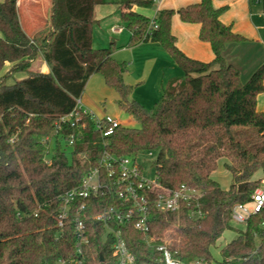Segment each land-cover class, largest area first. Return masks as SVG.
Segmentation results:
<instances>
[{
  "label": "trees",
  "instance_id": "trees-1",
  "mask_svg": "<svg viewBox=\"0 0 264 264\" xmlns=\"http://www.w3.org/2000/svg\"><path fill=\"white\" fill-rule=\"evenodd\" d=\"M106 0H53L48 24L29 36L22 28L18 0L0 1V264H55L74 253L72 221L59 227L60 196L79 186L104 150L117 156L158 150L154 161L159 180L176 188L181 184L202 192V218H192L190 207L178 211L152 210L151 230L157 243H167L176 259L202 264H264V208L252 214L244 229L232 222L237 203H250L264 179V111L258 97L264 93V62L246 82L240 69L227 62L226 46L243 41L221 20L226 7L213 0L174 9L156 16L158 28L148 33L152 18L137 13L128 21L129 45L158 42L183 69L178 87L164 91L153 110L131 98L132 86L124 80L127 62L113 57L117 46L93 47L94 7ZM156 0H120L121 4H150ZM201 25L200 38L211 44L214 58L202 61L186 55L172 32V18ZM42 55L49 72H31V63ZM27 76L13 83L16 73ZM100 72L119 94L118 105L139 123L121 124L105 138L85 117L84 138L68 145L73 131L66 125L50 146L56 121L70 113L90 77ZM13 139V140H11ZM223 159L232 182L223 188L212 177ZM107 192L87 200L92 215L113 203ZM176 227L183 237L167 242L164 234ZM88 264H113L112 237L102 223L89 220ZM235 237L216 255L225 232ZM128 243L139 260L158 258L141 234L129 227Z\"/></svg>",
  "mask_w": 264,
  "mask_h": 264
},
{
  "label": "built area",
  "instance_id": "built-area-1",
  "mask_svg": "<svg viewBox=\"0 0 264 264\" xmlns=\"http://www.w3.org/2000/svg\"><path fill=\"white\" fill-rule=\"evenodd\" d=\"M156 28L158 22L154 17L148 33ZM114 30L121 31L122 28ZM85 117H90L94 121L95 129L102 134L105 146L107 145L105 138L111 136L122 124L118 118L111 115L96 116L83 106L82 97H78L75 108L56 121L52 134L43 139L44 143L49 147L53 138L60 134L66 125H70L73 131L67 140L69 146H74L84 138L83 133L87 129ZM138 158L139 154L117 156L104 150L82 183L61 194L58 225L64 227L72 221L76 241L74 253L67 258L59 259L55 264H88L86 247L90 243L89 220L102 223L105 228L104 236L112 237L113 264H202L200 259L191 262L176 259L167 243L156 242L157 235L152 233L150 224L152 210L174 212L184 205L190 207L192 218L204 217L205 211L200 203L201 190L186 184L176 188L164 185L159 180L156 170L154 176L145 172ZM102 192H107L114 199L113 203L104 206L98 213L88 214L87 200ZM263 208L264 187H261L255 191L250 203L235 204L232 209L233 221L244 224L252 214ZM129 227L138 231L143 242L160 252L161 256L150 261L139 260L128 243Z\"/></svg>",
  "mask_w": 264,
  "mask_h": 264
},
{
  "label": "crops",
  "instance_id": "crops-1",
  "mask_svg": "<svg viewBox=\"0 0 264 264\" xmlns=\"http://www.w3.org/2000/svg\"><path fill=\"white\" fill-rule=\"evenodd\" d=\"M119 1L106 0L104 3L95 5L93 47L96 49L105 48L114 42L118 47L113 53L116 60L121 58L119 56L124 52L123 49L127 51L123 58H131L133 63V67L124 75L127 84L131 82V78L136 82L139 80L144 82L145 78L149 80L151 77H159L154 76V71L156 67H161L164 73L168 70L167 75L165 74L166 77L162 76L163 92L172 87H178L184 78L183 69L158 42L147 41L134 46L129 45L131 32L127 28V24L137 13L154 18L162 9L177 11L200 0H156L150 4H121ZM213 5L216 8L224 6L228 8L222 13L221 20L245 38L241 42L230 43L226 46L227 62L237 66L241 74L242 66L247 64L246 74L251 76L256 68L264 62V3L260 2L254 5V0H213ZM52 6L53 0H18L21 25L29 36L34 35L48 24ZM120 27L121 31L114 30ZM171 27L177 39V46L186 55L202 61H211L214 58L211 44L200 38L201 25L199 23L184 22L179 14L175 13ZM11 67L12 63L7 62L0 72V77L5 75ZM29 70L31 72H49L50 69L44 57L39 55L32 61ZM26 76V72L16 73L7 79V83H13ZM93 76L94 74L91 77ZM154 85L158 89L159 83L155 82ZM135 100L146 107L141 99L135 98ZM82 103L96 116H104L95 111V105L91 101L82 99Z\"/></svg>",
  "mask_w": 264,
  "mask_h": 264
},
{
  "label": "rangeland",
  "instance_id": "rangeland-1",
  "mask_svg": "<svg viewBox=\"0 0 264 264\" xmlns=\"http://www.w3.org/2000/svg\"><path fill=\"white\" fill-rule=\"evenodd\" d=\"M264 3V0H254V5L257 3ZM225 7V6H224ZM227 7L225 11H227ZM224 11V12H225ZM117 38V37H116ZM134 46V45H133ZM124 52L121 53L117 58L119 61H125L128 64V69L130 70L133 67V63L131 62V58L124 59L123 56L126 55L127 51L123 49ZM247 64L243 65L241 68V80L246 82L250 76H247ZM257 69V68H256ZM167 71L163 72L161 67H156L154 71V76L159 77H151L149 80L147 78L144 79V82H140L141 80L137 81L134 79H130V85L132 86L131 98L133 99H141L146 108L149 110H153L156 106V103L160 100L161 96L163 95V88H162V76L167 75ZM166 77V76H165ZM148 81V82H147ZM165 81V80H164ZM159 83L158 89L155 87L154 83ZM165 83V82H164ZM135 93V94H134ZM118 92L111 86H109L102 73L97 72L94 74L93 77L87 82L86 88L82 94V99L86 101H91L94 104L95 111L100 115H111L118 118L122 124L130 126V127H139V123L135 121L132 116L125 110L121 109L118 105ZM258 108L264 111V93L260 94L258 97ZM152 153V154H150ZM158 155V150H144L139 153L138 160L144 166L145 172H147L150 176L155 175V159ZM223 159L219 161L218 168L213 172L212 176L216 179L221 187L225 188L228 187L232 182L231 173L225 169L223 166ZM264 187V182L262 180V186ZM260 187V188H261ZM232 224L240 229H244L243 223L232 222ZM235 232L227 231L224 235L219 239L218 246L214 252L216 255L219 254L220 248L224 245L228 244L232 238L235 237ZM164 240L167 242H172L177 240L178 242L183 241V237L180 235V232L176 229V227H171L165 234Z\"/></svg>",
  "mask_w": 264,
  "mask_h": 264
}]
</instances>
